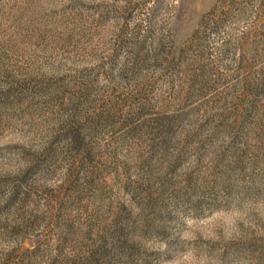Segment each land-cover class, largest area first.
Returning <instances> with one entry per match:
<instances>
[{
	"label": "rangeland",
	"instance_id": "374dc122",
	"mask_svg": "<svg viewBox=\"0 0 264 264\" xmlns=\"http://www.w3.org/2000/svg\"><path fill=\"white\" fill-rule=\"evenodd\" d=\"M264 264V0H0V264Z\"/></svg>",
	"mask_w": 264,
	"mask_h": 264
},
{
	"label": "clouds",
	"instance_id": "9594fccd",
	"mask_svg": "<svg viewBox=\"0 0 264 264\" xmlns=\"http://www.w3.org/2000/svg\"><path fill=\"white\" fill-rule=\"evenodd\" d=\"M168 264H207L206 259H197L192 251L181 253L168 261Z\"/></svg>",
	"mask_w": 264,
	"mask_h": 264
}]
</instances>
